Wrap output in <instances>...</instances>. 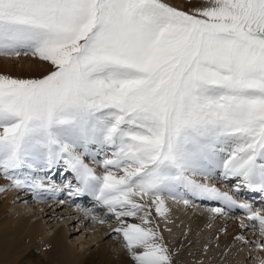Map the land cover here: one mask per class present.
<instances>
[{"label":"snow or ice","instance_id":"obj_1","mask_svg":"<svg viewBox=\"0 0 264 264\" xmlns=\"http://www.w3.org/2000/svg\"><path fill=\"white\" fill-rule=\"evenodd\" d=\"M22 55L50 71L0 74V192L61 191L45 180L63 165L134 264H174L153 218L168 200L220 201L264 233L262 210L193 179L264 193V0H0V56Z\"/></svg>","mask_w":264,"mask_h":264},{"label":"bare ground","instance_id":"obj_2","mask_svg":"<svg viewBox=\"0 0 264 264\" xmlns=\"http://www.w3.org/2000/svg\"><path fill=\"white\" fill-rule=\"evenodd\" d=\"M86 163H88L89 166L94 165L91 164V162L86 161ZM91 167L96 169L97 174L103 173L102 167H99L98 165ZM54 170L50 173V177H58L57 170ZM64 172L66 173H64L62 176L65 177L67 173H69V176L67 175L68 182L76 184V180L73 174L70 171L66 170ZM42 174L43 173H41V175ZM8 183L9 182L5 179L0 180V187L7 188ZM45 184L47 187H56L58 189H61V191H57L55 193H46L43 197L40 198H37L31 191L24 189H10L11 191L8 194H2V192H0V264H134L124 245H119L118 242L115 241V239L117 240V237H114L115 232L113 231V229L119 226V221H117L116 224H110L113 217L111 214H108L105 211L98 213V210H100V208H98V206L96 205L93 197H91V200L87 205L86 202H84L85 199L82 200V196H78V203L80 205H83L84 207L81 208V206H78L79 204L75 205L72 208V214L74 215L75 212L77 213L75 217H79L77 218V220H80L81 223L78 226L85 224V228L92 227L98 230L99 233L103 236L101 240H98L97 242L91 244V246H89V248H85L83 252H78L73 245L74 243L71 244L72 242H70L69 240L68 230L65 227L59 226L54 231L47 230V228H45V225L47 223H44L41 219L35 218L37 215V211H35L36 209L34 210V208L37 207V209H41L42 213H45L49 210L56 211L61 207H67L64 205H67L68 201L70 200L67 198H70L71 196L68 195L67 188L58 183ZM64 194L67 195L64 196ZM46 195L49 196L46 198ZM49 198L51 199L49 200ZM61 198H63L62 200L65 201L66 199L67 201L55 206V204L57 203L55 200ZM46 199H48V201ZM18 203L21 208L19 212H16L15 207ZM166 203L170 211L168 213L167 222H165L164 219L162 220V230L160 232L163 234L164 242L167 244L169 239V232L167 231V228H169L170 230H172V228L174 229V227H176L174 223L182 220L183 218H185V220L187 221L189 211H187L188 207L183 205L182 203H174L171 202V200H168ZM91 204L92 207L88 208ZM190 206V210L199 208L193 203L189 205V207ZM69 209L71 208H68V210ZM203 209L207 211V218L211 220V226L213 227V231L210 234L204 236V238L208 241L212 242L213 240L215 242V237H217L216 233L224 228V225L227 221H232L231 229L226 234L228 238L236 235V224H239V226L243 227H245L246 225V220L238 221L236 216L230 214L229 212L223 214L222 218H219V223H215L213 221L219 215L210 212L209 209L211 208ZM88 211H90L92 215L104 219L107 222L100 223L98 222V220H93L91 215H86V212ZM37 213L39 214V212ZM155 216L156 215L153 212L154 223H156ZM126 219L129 223H140L138 217ZM48 223H50V221ZM118 238L122 239L121 236H119ZM105 239H107L110 244L104 242ZM120 241L123 242V240ZM201 251L202 250H200V252ZM241 254L244 259L246 253L243 249H241ZM200 256L201 254H199V252H195L194 255L188 257H190L189 259L192 261L191 264H195L196 260H199ZM255 257H257L258 264H264V249L259 251L257 255H255ZM228 261L231 262L229 264H243L244 262L240 258H238L236 254L233 253H231V257Z\"/></svg>","mask_w":264,"mask_h":264},{"label":"rangeland","instance_id":"obj_3","mask_svg":"<svg viewBox=\"0 0 264 264\" xmlns=\"http://www.w3.org/2000/svg\"><path fill=\"white\" fill-rule=\"evenodd\" d=\"M168 2L181 10L188 11L193 6H198L202 4L204 0H168ZM49 71H50V65L48 63L41 62L37 59H34L31 56H23V55L20 57L0 56V74H7L12 77H18V78H39V77H42L43 75H46ZM86 161L87 160L85 158V162ZM91 166H97V165H91ZM59 169L61 170V172H58ZM56 170L59 173L58 177L54 178L52 176L51 181L50 182L48 180L47 181L49 183H58V181L63 178L64 179L63 182L58 183V184L65 187L69 183L68 182L69 173H67L68 176L67 175L65 177L62 176L64 173H66L64 172L65 168L64 166L62 167V165L56 168ZM48 175L51 176L50 173ZM219 176H220V171H216V173L212 177H209L206 180L200 179L199 178L200 176H195L193 177V179H196L198 182H202V183H207V181H209L215 184L216 185L215 187H217L218 189L221 188L222 190L224 189L227 190L228 186L225 185L226 179L225 178L221 179V177ZM0 180H4L2 176H0ZM229 180H232V181L228 183L231 185V187L229 188L230 192L228 193H231V195L235 199L237 198L239 202L245 201L244 198L242 197V194H243L242 192L246 194L247 189L242 188L241 196L236 197V195L233 194V192L235 191L236 181L232 178L227 179V181ZM72 184L74 185L75 183H72ZM10 191L11 190L8 189L7 191H4V193L2 192V194H8ZM48 196L49 195H46V198ZM77 198L78 196H71L70 198L68 197L67 199H70V200L68 201L67 205L66 204L64 205L67 207H61L60 208L61 210L60 209L56 211L49 210L45 213H42V210L37 209V207H35L34 210L36 209L35 211L39 212V214L36 212L37 215L35 218L41 219L44 223H47L45 225V228H47V230L54 231L59 226L65 227L68 230L69 240L70 242H72L71 244L74 243L73 245L78 252H83L85 248H89L91 244L97 242L98 240H101L103 236L95 228H92V227L85 228V224L78 226L79 224H81L80 220H77V218L79 217H75L77 214L76 212L74 213V215L72 214L73 213L72 208L75 205L79 204L78 203L79 200ZM50 199L51 198H49V200ZM62 199L63 198L58 199V200L56 199L55 201L57 203L55 204V206L67 201V200L63 201ZM81 199L83 200L85 198L81 197ZM46 200L48 201V199ZM84 202H86V204L88 205L87 199H85ZM171 202H174V201L171 200ZM192 203L195 205L197 204L196 200H194ZM178 204H181V203H178ZM78 206H81V208L84 207L83 205H80V204ZM91 207H92V204L89 205L88 208H91ZM187 207H188L187 211H189L187 221L185 220V218H183L182 220L174 223L176 227H174V229L172 228L171 231H169V228H167V231L169 232L168 234L169 239H168L167 244L166 243L165 244L168 246L170 252L173 255L174 264H191L192 261L189 259L190 257L188 256L194 255L195 252H199V254H201L199 260H196L195 264H229L231 263L228 261L231 257V253L236 254L238 258L244 261L243 264L245 263L258 264L257 257H255V255H257L259 251L264 249V247H262V245H264V233H262L263 234L262 235L261 232L259 231L258 225L254 227V222L248 220L246 215L233 214L236 216L238 221L246 220L245 227L239 226V224H236V227H235L236 235L232 236L231 238L227 237L226 234L228 233V231L231 229V226H232V221H227L224 225V228L216 233L217 237H215L216 238L215 242L213 240L211 242L204 238L205 235H208L213 231V227L211 226V220L207 218V215H206L207 211L204 210L203 208H213V207H220V206L219 205L204 206V204H200L198 205L199 208H194V210H190L191 206L190 207L187 206ZM15 208H16V212L20 211L21 206L19 205V203L16 204ZM68 208H71V209L68 210ZM102 211L104 210L100 209L98 210V213ZM65 214H68V215H65ZM41 215L42 216L44 215V216L42 217ZM222 217H223L222 215H219L216 219H214L213 222L219 223L220 222L219 218H222ZM162 220L163 218L157 215L155 216L156 223H159L160 225V231L162 230ZM49 221L50 223H48ZM111 221L112 222L110 224L117 223V220L114 216L112 217ZM99 225H102V224H99ZM261 235H262V238H261ZM114 237H117V240L115 238H112V239H115V241L118 242L119 245H124V242L120 241L122 239L118 238L119 237L118 234L115 233ZM104 242H106L107 244L109 243L107 239H105ZM199 247H201L202 249ZM241 249H243L244 252L246 253V255L244 256V259L241 254ZM200 250L202 251L200 252Z\"/></svg>","mask_w":264,"mask_h":264}]
</instances>
